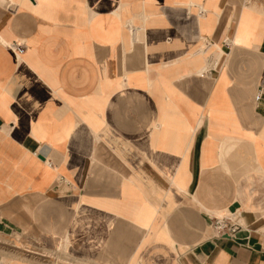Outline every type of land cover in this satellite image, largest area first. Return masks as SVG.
Instances as JSON below:
<instances>
[{"label": "crops", "instance_id": "crops-1", "mask_svg": "<svg viewBox=\"0 0 264 264\" xmlns=\"http://www.w3.org/2000/svg\"><path fill=\"white\" fill-rule=\"evenodd\" d=\"M0 264H264V0H0Z\"/></svg>", "mask_w": 264, "mask_h": 264}, {"label": "built area", "instance_id": "built-area-1", "mask_svg": "<svg viewBox=\"0 0 264 264\" xmlns=\"http://www.w3.org/2000/svg\"><path fill=\"white\" fill-rule=\"evenodd\" d=\"M212 225L216 233L221 237L232 236L238 229V225L231 217L215 218Z\"/></svg>", "mask_w": 264, "mask_h": 264}]
</instances>
